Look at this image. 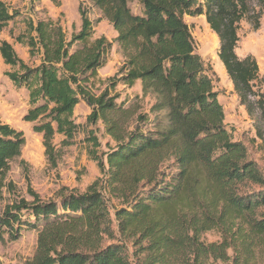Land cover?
<instances>
[{
  "label": "trees",
  "instance_id": "16d2710c",
  "mask_svg": "<svg viewBox=\"0 0 264 264\" xmlns=\"http://www.w3.org/2000/svg\"><path fill=\"white\" fill-rule=\"evenodd\" d=\"M90 2L117 32L124 57L118 81L128 88L140 83L136 97L155 101L150 114L139 113L133 122L136 112L126 101L117 102L118 81L97 93L98 71L111 42L95 37L81 5V27L70 38L60 20L27 19L16 40L31 57L40 56L37 65L25 62L10 42L1 43L4 62L14 68L9 78L29 92L24 120L35 123L49 159L55 161L56 135L67 144L77 134L75 110L85 102L92 109L87 122L101 121L115 143L104 153L106 164L94 156L102 170L107 166L104 190L122 199L120 207H112L97 182L84 193L62 191L46 201L31 191L32 201L22 198L8 206L0 227L12 240L25 230L39 231L37 249L24 264H209L211 258L228 259L231 249L240 256L233 264H264V173L225 123L214 80L184 19L206 17L220 40L218 56L254 117L257 135L264 137V91L255 85L259 64L252 54H237L240 23L249 17L260 25L264 0ZM133 2L140 13L133 12ZM16 16L0 0V30ZM150 115L157 128L147 131L141 122ZM85 134L100 148L94 128ZM25 143L22 130L0 123V198ZM212 230L220 231L221 243L202 240Z\"/></svg>",
  "mask_w": 264,
  "mask_h": 264
},
{
  "label": "rangeland",
  "instance_id": "374dc122",
  "mask_svg": "<svg viewBox=\"0 0 264 264\" xmlns=\"http://www.w3.org/2000/svg\"><path fill=\"white\" fill-rule=\"evenodd\" d=\"M11 13H17L16 18L4 29L0 30V45L3 41L10 42L18 55L30 66L40 63V56L31 57L28 47L17 41L16 38L26 31V21L31 19L52 18L60 20L68 38L81 27L79 6L88 10L95 29V37L105 36L111 46L106 55L105 65L98 71V79L95 83L97 93L104 89L112 81H118L121 75H117L124 64V57L116 42L117 32L108 19L103 17L102 12L94 7L90 0H60V5H55L51 0H4ZM203 2L204 0H199ZM133 12L140 13L141 6L133 2L130 4ZM256 11L258 12L259 10ZM259 24L256 19L246 17L240 23V41L237 54L243 58L249 54L255 56L259 64V80L256 87L264 91V13L259 15ZM189 24L196 45V52L203 58L208 74L213 78L215 90L219 93V100L225 110V123L233 132L234 139L244 142L249 149L250 157L255 160L264 173V137L256 133L254 117L251 116L241 103L234 88L232 79L218 56L220 40L212 31L204 15L184 16ZM14 68L6 64L0 54V123L10 124L22 130L25 134L26 143L20 158L14 160L6 178V187L0 198V216L6 208L20 199L33 200L32 192L39 195L42 200L56 199L60 192L74 190L84 193L88 187L97 183L99 189L104 191L110 198L112 207H120L122 199L104 190V170L99 161L106 164V153L109 147L115 143L105 131L100 121L96 125L89 124L87 117L92 109L85 102H81L75 110V119L79 124L75 137L67 144H63L62 135H56L55 161H51L45 152L42 134L34 131L35 123L26 122L24 115L30 108L29 92L26 88H18L9 78L8 73ZM115 77V78H114ZM113 79V80H110ZM140 91V83L133 88L117 82L115 94L119 95L117 102L126 101L136 112L133 122L137 121V114L148 113L155 99L148 96L145 99L137 98ZM153 115L147 122H141L145 130H155V122H151ZM163 117V114L161 115ZM166 123V119L163 118ZM132 125V124H131ZM134 125V124H133ZM95 129L101 143L100 148H93L88 142L90 130ZM93 151V152H92ZM97 155L98 160L94 156ZM167 164L163 166L166 170ZM260 188L259 186H255ZM113 228L117 230L116 225ZM4 228L0 227V264H24L30 259L38 245L39 231L25 230L17 240H12ZM117 236L120 234L117 232ZM202 240L209 243H221L222 234L218 230H212L201 236ZM111 243V241H106ZM130 248L132 247L129 243ZM232 249L228 251V259H209V264H233L234 258L239 259ZM259 262L261 259L259 258Z\"/></svg>",
  "mask_w": 264,
  "mask_h": 264
}]
</instances>
